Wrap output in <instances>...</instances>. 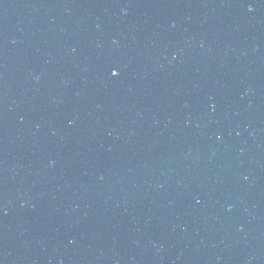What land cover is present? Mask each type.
<instances>
[{
	"label": "water",
	"instance_id": "obj_1",
	"mask_svg": "<svg viewBox=\"0 0 264 264\" xmlns=\"http://www.w3.org/2000/svg\"><path fill=\"white\" fill-rule=\"evenodd\" d=\"M0 264H264V0H0Z\"/></svg>",
	"mask_w": 264,
	"mask_h": 264
},
{
	"label": "snow or ice",
	"instance_id": "obj_2",
	"mask_svg": "<svg viewBox=\"0 0 264 264\" xmlns=\"http://www.w3.org/2000/svg\"><path fill=\"white\" fill-rule=\"evenodd\" d=\"M109 73L112 77H116L119 75V70L116 68L109 69Z\"/></svg>",
	"mask_w": 264,
	"mask_h": 264
}]
</instances>
